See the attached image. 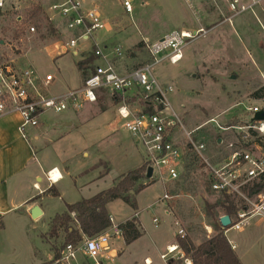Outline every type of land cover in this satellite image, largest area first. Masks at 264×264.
I'll return each mask as SVG.
<instances>
[{"label":"rangeland","instance_id":"rangeland-1","mask_svg":"<svg viewBox=\"0 0 264 264\" xmlns=\"http://www.w3.org/2000/svg\"><path fill=\"white\" fill-rule=\"evenodd\" d=\"M53 1L55 0H49ZM86 1L98 6L104 20L114 22V27L112 26L114 40L104 30L98 31L95 38L100 45L117 43L123 46L124 55L118 61V68L123 72H130L151 61L143 42L144 38L149 37L151 42H156L159 40V37H156L157 32L177 28L182 21H186L189 28L199 29L198 24L190 22V20L195 22L196 19L191 9L206 19L202 27L211 31L191 42L183 50V60L177 64L162 62L154 67L152 74L159 82L173 88L169 100L183 123L181 131L194 132L192 138L206 145L204 154L211 162L223 161L230 153L228 144L236 143L238 131H222L217 123L227 128L228 125L234 124V121L237 125L248 122L251 119L248 109L259 105L255 94L264 89V4L253 12L235 16L230 25L223 22L224 18L232 16L224 0H192L193 5L187 2L189 0H131L133 8L131 13L126 12L122 1L120 4L119 0ZM18 4L17 9L8 10L10 12L0 17V56L32 66L39 77H45L49 73L58 74V70L61 69V80L51 90L53 95L65 92L67 86L79 87L82 75L80 76L78 63L82 59V54L77 56L72 52L62 56L58 54L60 46H64L71 39L78 40V35L68 29L66 21L62 18H57V25L48 22L46 17L48 14L45 12L48 5L44 2L19 0ZM36 7L42 12L33 16ZM33 26L36 32L31 33L30 29ZM147 30L148 32H145ZM80 46V51L87 50L83 56L93 48V44L86 46L80 43ZM84 46L86 47L83 48ZM201 52L202 55L199 54ZM106 99H109V96L106 95ZM106 99L105 102L108 101ZM107 107L108 104L104 106L100 104L99 108L96 105L90 109L99 114L89 123L73 120L74 125L70 127L73 132L58 141L60 146H56V149L63 152L65 157L72 158L74 167L85 162L82 156H78L79 149H86L92 142L102 140L108 133L107 128L112 129L115 123L119 122L116 111ZM68 115L74 113H47L44 116L50 124V131H56L52 134L54 137L51 135L52 138H57L67 130L59 119ZM76 116L81 120L84 114L77 113ZM28 130L31 132L33 128ZM120 134L126 137L124 131L121 130ZM124 142L134 146V141L130 139ZM186 143L184 139L181 141L185 154L181 178L169 183L167 187L168 193L173 196L169 206L175 219L184 227L186 236L190 239L195 238V241H203L217 234L213 228L214 221L206 214V205L214 204L217 196L211 194L207 188V173L203 161L196 154L187 151ZM137 149L140 152L139 157L131 159L130 162L122 159L120 152L108 145L105 148L106 152L102 151L101 154L109 158L113 168L103 178L77 190L74 188L75 183L68 178L57 185L63 194L62 199H51L44 216L31 219L28 223H19L13 218H7L6 227L0 229V264H39L32 259L42 257L41 264H52L55 252L44 242L42 235L49 231L53 216L64 213L69 203L91 198L102 188L104 190L115 186L123 173L144 160L143 150L139 146ZM50 155L51 163L59 162L53 150L50 151ZM102 165L104 173V166L107 164ZM43 178L45 180L46 177ZM112 178L115 180L114 184ZM105 183L111 187H105ZM164 192V187L160 183H155L142 196L146 197V202H152L161 198ZM157 204L154 209L159 225L157 229L154 225L153 227L159 233L157 235L161 247L173 241L176 234L171 227L170 218L165 213V207L161 205L162 203ZM110 211L116 224L124 222L132 215L130 207L121 200L114 201ZM152 211L154 216V210ZM220 212L222 211L219 210V215ZM262 221L260 217L252 218L248 221L246 229L237 232L229 229L226 233L230 240L236 242L239 253L247 264H264ZM205 225L212 228L211 235H208ZM115 238L111 239L110 249ZM117 241L116 248L121 245L120 238H117ZM63 243L64 236L55 245L61 247ZM31 244L35 246L34 256L29 251ZM142 249L137 245L122 250L121 258L117 257L113 264L125 262L130 264L132 261L135 264H144V257H140ZM51 254L53 259L48 261ZM156 256V253L152 254L157 262H161L158 260L160 257L157 256L156 259ZM186 258L185 255L183 259L177 261L184 264ZM90 261L93 262L86 257L81 259L82 264H90Z\"/></svg>","mask_w":264,"mask_h":264},{"label":"built area","instance_id":"built-area-1","mask_svg":"<svg viewBox=\"0 0 264 264\" xmlns=\"http://www.w3.org/2000/svg\"><path fill=\"white\" fill-rule=\"evenodd\" d=\"M18 1L0 0V13L17 9ZM121 1L125 10L131 13V0ZM225 1L232 15L228 18L230 22L235 16L253 12L264 4V0ZM45 12L51 23L56 24L57 18H62L68 29L78 35V40L71 39L60 46L58 54L72 52L74 56L82 54L83 57L87 50L80 51V43H91V52L96 57L94 70L84 66L81 69V87L53 95L51 90L56 80L53 74L39 77L32 66L0 56V120L17 115L21 119L19 131L27 138L28 129L38 128L47 113H79L88 106L97 105L101 95L110 98L119 95L122 103L117 108L118 116L123 121L124 130L143 150L147 170H153L149 182L160 183L164 187L165 192L159 203L167 204L173 199L167 187L181 178L185 155L181 141L184 139L187 151L203 161L211 192L217 197L229 198L239 209L230 216L231 226L228 230L241 231L250 219H264V187L258 189V186L264 185V120H255L256 115L264 112V98L258 99L259 105L248 109L251 114L248 122L225 128L212 120L220 130H236L238 136L236 143L228 144L230 153L223 161L211 162L204 154L206 145L192 138L194 132L181 131L183 123L169 100L173 88L159 82L152 74L154 67L162 62L179 63L185 47L206 36L209 31L203 28L196 32L172 31L156 42L144 38L151 61L130 72H123L118 68V61L123 57L124 49L121 46L108 48L100 45L95 38L98 31H108L109 26L97 7L86 8L79 0H57L49 3ZM30 32H36V28L31 27ZM139 96L147 103L146 106L136 101L129 102L130 97ZM148 109H152V112ZM52 173H49L48 180L54 183ZM110 222V227L99 235L65 245L60 258L53 264H81L83 257L95 261L102 257L109 251L111 239L123 236L122 229L112 217ZM154 223L158 224V220L155 219ZM174 225L178 235L186 236L180 222L175 220ZM204 227L211 235L212 228ZM177 250V247L176 250L168 247L161 258L164 261L170 257L175 259L173 255ZM181 256L184 257V254ZM185 262L192 264L188 259Z\"/></svg>","mask_w":264,"mask_h":264},{"label":"crops","instance_id":"crops-1","mask_svg":"<svg viewBox=\"0 0 264 264\" xmlns=\"http://www.w3.org/2000/svg\"><path fill=\"white\" fill-rule=\"evenodd\" d=\"M39 1L44 2L47 5L51 3L49 2V0H39ZM79 1L86 8L93 7V6L98 8V6L95 3L92 4L90 2H87L86 0H82V1L79 0ZM119 1H120V4H122L121 0ZM187 2L193 5L192 0H189ZM224 2L226 1L224 0ZM192 5L190 6L191 8L193 7ZM191 10L196 19H195V22L191 20L190 22L198 24L200 27L199 29L201 28L205 29L204 27H202V23L206 19H203V17L200 16L199 12H196L193 9ZM100 14L104 20L103 14L101 12ZM110 14L111 13H108V15ZM228 18H224L223 22H228L231 25L233 20L230 22L228 21ZM104 21L109 24L108 31H106L107 34H110L113 38L114 31L112 29V26L114 25V22L112 21L110 22L108 20L107 21L104 20ZM199 29H197V27L189 28V26H187L186 21H182L180 22L177 28L170 29L167 31L157 32L156 37H159L158 39L160 40L162 37H164L166 34L172 31L196 32ZM207 31L210 32L211 30H207ZM145 32H148V30ZM144 34H147V33H144ZM90 44L91 43H85L84 45L90 46ZM103 45L108 48H111L113 46H121L123 48L122 45L117 44V43H113V44L104 43ZM199 54L202 55V52ZM183 58H184V55H183ZM77 72H79V70ZM52 74L56 77V80L54 83V86H55L56 83H58L61 80L62 71L60 69L58 70V74L57 73H52ZM81 75L82 74L80 70V76ZM69 76L72 77V75H69ZM81 85L79 87H81ZM79 87L73 86L72 88L70 86H67V88H65L64 90L66 92L69 89H76ZM107 100H108L107 104L109 106L107 108L114 109L118 116L117 108L111 104L110 99H107ZM93 108L94 106H88L83 111L79 112V113L84 114L83 119L81 120L76 118L77 113H74V115H68V117H61L59 120L60 122H62V124L67 130L61 133L57 138L56 137L52 138L54 137L52 134L56 131L54 132L50 131V124L44 119V117L42 119L41 125L38 128L33 129L31 132L29 130L27 131L28 133L27 138H24L19 131V127L21 126V119L17 115L9 116V117H6L0 120V224H3L4 228L6 227L7 218H13L19 223H28L31 219L34 220L30 215V211L35 205H38L40 207L41 211L43 212L42 216H44L47 212V209H49L51 199L53 198L62 199L63 194L60 192L57 185L64 182L66 179L69 178L70 180H72L73 183L77 185V187L74 185V188L77 190L81 186H88L94 182L96 183L98 180L103 178L107 174V172L113 168L112 167L113 163L109 160V158L105 154L104 155L101 154L102 151H105V148H107L108 145H110L112 149L115 148L118 152H120V156H122V159L130 160V162H132L131 159L135 160L137 159V157H139L140 152L137 149L138 145L136 141L133 139V137L124 130L123 121L120 119L119 116H118V118L120 119L119 122H117V124L115 123L112 129L107 128L108 133H106L103 136L104 138H102V140L92 142L91 144H89V147H87L86 149H79L78 156L79 157L82 156V160H84L85 162L81 164H77V167H74L75 163L73 162L72 158H68V156L65 157L64 156L65 154L63 152H60V150L56 149V146H60L58 144V141L61 138L73 132V130L70 129V127L74 125L73 120H77L80 123H89L99 114V113H96L95 111L90 110ZM97 108H99L98 104H97ZM78 126H80V124ZM121 126H122V129H121ZM121 130L124 131V134L126 135V137L120 134ZM126 139L127 140L130 139L134 141V144H133L134 146L132 145L130 146L128 145V143H125L124 141ZM93 149L94 150L96 149V150L94 151ZM51 150L54 151L59 162L57 163L50 162L49 159L51 156L50 155ZM55 150H57V152ZM102 163L107 164L104 166V169H105L104 173L102 172L103 170ZM144 164H145V160H142L140 164H137L135 167L131 168L130 170H127V172L122 174V176L119 178L116 184L128 172L137 170L141 168ZM52 171L53 173L58 172L61 175L62 179L58 180L57 183L56 182L52 183L48 180L49 173ZM43 176L46 177L45 180ZM111 181L114 184L115 180H113V178L111 179ZM143 181H144L143 184L145 185L149 183V179H146ZM105 187H111V185H107L105 183ZM149 187L150 186L145 188L143 191H141L136 196L138 210L134 211L130 207L132 215L129 218H127L124 222L117 223L118 225H120V224L127 222L128 220L136 218L138 221L139 229L142 233L141 237L130 245H127L125 243L123 237H117V238H120L121 240V245L119 244L117 248H116V244L118 243V241H117V238H115L114 240H112L113 245L111 249H109L108 252L104 253L102 257H99L96 261L95 260H92L93 262L90 261V264H110V263L113 264L114 262H116L115 260L117 257H119V259L121 258V253L123 252L122 250H125L127 248H132L133 246H137V245L140 246V249L143 248L140 254V257H144L143 258L144 264H182V263H179L177 260L183 259L184 257H182L181 254H185V253L184 251L181 250V247L179 246L177 242L178 234H177V229L174 225V221L176 219L169 206L171 202H168L167 204H161V205L165 207V213L170 218L171 227L174 230L176 237H174L173 241L167 242L163 246L160 247L161 243H159V239L157 235L159 233L156 231L159 225V219L156 216V211L154 208L157 207L158 205L157 203H159V200L161 198H158L156 201L146 202V197L144 198L142 194H144V192L147 189H149ZM51 189H55V191L57 192V196H54L52 193L49 192ZM102 189L99 193L107 191L110 188H106L104 190ZM91 198H88V199H91ZM82 200H86V198H83ZM77 202L79 201L69 203L67 204V206L73 205ZM113 202L107 205V210H108L110 217H112L110 206ZM152 210H154V213H155L154 216L152 215V212H153ZM223 215L225 214L223 212H220V218ZM72 216L74 217L75 215L73 214ZM155 219L158 220V224L154 223ZM262 220L264 221V219ZM153 225L156 229L153 227ZM209 238L211 237H208V239ZM194 239L195 238L191 237L192 242L196 246H199L206 241V240L195 241ZM227 239L230 245L232 246L233 250L239 257L241 263L247 264L245 259L239 253L238 245L236 244V242H234V240H230L228 237ZM171 246H175L178 248L177 252L173 255L176 258L173 259L170 257L168 261H164L161 257L162 255L166 253L168 247H171ZM29 251L33 254V256L35 255L34 244H31V246L29 247ZM153 253H156V255L160 257V259H158L156 256V259L160 260L162 263L159 261L157 262V260H155L152 257ZM52 257L53 256L51 254L48 258V261L52 260L53 259ZM41 259L37 258V259H32V260L41 264L42 262ZM186 259H188L192 263V260L189 257H187ZM186 259L184 260V264H186L185 262ZM125 264H129V263L125 262ZM130 264H135V262L132 261L130 262Z\"/></svg>","mask_w":264,"mask_h":264},{"label":"trees","instance_id":"trees-1","mask_svg":"<svg viewBox=\"0 0 264 264\" xmlns=\"http://www.w3.org/2000/svg\"><path fill=\"white\" fill-rule=\"evenodd\" d=\"M39 12L42 11L40 8L36 7L32 14L35 16ZM6 13L7 12L0 13V17ZM53 27L57 29L54 25ZM139 47H142V45H139ZM95 61V55L92 52H89L86 56H83L78 63V69L81 70L84 66H88L91 70H94ZM255 97L257 99L264 98V89L258 91L255 94ZM140 98V96L138 98L130 97L129 102L136 101L141 106H146L147 103H145L143 99L140 100ZM105 99L106 95L100 96L98 102L99 107L100 104L103 106L107 104ZM109 99L111 104L116 108L122 103V97L119 95L111 98L109 97ZM149 111L152 112V109ZM234 122V124L228 125V127L235 126V124L237 125V122ZM146 171L147 167L144 164L141 168L128 172L109 190L101 192L91 199L82 200L73 205H68L64 213L54 216L50 221L49 231L42 235L44 242L49 244L52 251L55 252L52 262L54 263L60 258L61 250L65 245L69 243H79L83 240V237L92 238L110 227V215L107 210V205L109 203L121 200L134 211H137L138 206L136 196L145 188L154 184L153 182H149L146 185L141 183L143 180L147 179ZM206 185L212 194L210 184L207 182ZM262 187H264V185L258 186V189ZM49 192L54 196H57L55 189H51ZM219 210L224 212L225 215L233 216L239 209L236 208L235 203L232 200L222 196L217 197L214 204H207L206 214L214 221L213 228L216 230L217 234L201 245L196 246L188 236H177L179 246L184 251L185 255L192 260L193 264H242L225 236V231L227 229H223L220 224ZM73 214L75 215L74 217L72 216ZM71 224H75L77 229L73 228ZM119 227L123 231L122 237L127 245L137 241L142 235L136 218L120 224ZM0 228L4 229L3 224H0ZM62 236H64V243L61 247H58L55 243L59 241Z\"/></svg>","mask_w":264,"mask_h":264},{"label":"water","instance_id":"water-1","mask_svg":"<svg viewBox=\"0 0 264 264\" xmlns=\"http://www.w3.org/2000/svg\"><path fill=\"white\" fill-rule=\"evenodd\" d=\"M255 120L256 121H263L264 120V112H261L260 114L255 116ZM220 142V141H219ZM153 174V170L152 168H149L147 170L146 173V178L147 179H151ZM43 214V212L41 211L40 207L38 205H35L31 211H30V215L33 219H38L39 217H41ZM220 224L222 226L223 229H228L231 226V218L229 215H224L220 218ZM71 226L75 229H77L75 224H71Z\"/></svg>","mask_w":264,"mask_h":264},{"label":"bare ground","instance_id":"bare-ground-1","mask_svg":"<svg viewBox=\"0 0 264 264\" xmlns=\"http://www.w3.org/2000/svg\"><path fill=\"white\" fill-rule=\"evenodd\" d=\"M55 171V170H54ZM60 174L58 173V172H54L53 174H52V179L57 183L58 182V180H60V179H62L61 178V175L59 176ZM171 248L173 249V250H176V247L175 246H171Z\"/></svg>","mask_w":264,"mask_h":264}]
</instances>
